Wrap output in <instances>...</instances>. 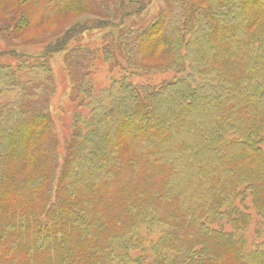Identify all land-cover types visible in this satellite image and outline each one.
I'll return each mask as SVG.
<instances>
[{"label": "trees", "instance_id": "trees-1", "mask_svg": "<svg viewBox=\"0 0 264 264\" xmlns=\"http://www.w3.org/2000/svg\"><path fill=\"white\" fill-rule=\"evenodd\" d=\"M156 1L0 0L11 38L86 15L0 53V264H264V0Z\"/></svg>", "mask_w": 264, "mask_h": 264}, {"label": "rangeland", "instance_id": "rangeland-1", "mask_svg": "<svg viewBox=\"0 0 264 264\" xmlns=\"http://www.w3.org/2000/svg\"><path fill=\"white\" fill-rule=\"evenodd\" d=\"M163 5L162 0H157L149 10V16H154L158 12L160 6ZM86 15L82 13L68 14L63 18L57 19L52 28L43 29H30L20 36L11 38L6 37V33L0 32V53L5 52L8 48H20L22 50H29L30 52H40L42 49L43 41L48 40L56 35L59 31H65L70 27L76 25L85 18ZM145 21L150 19L144 18ZM54 29L53 31H51ZM52 32V33H51ZM96 34V33H95ZM94 35V34H93ZM54 64V82H55V94L53 96L51 107L53 116L55 118V125L57 136L60 143V150H63L65 141L68 140L73 125V113L75 109V103L71 101L70 90L71 84L66 72L58 65ZM103 66V65H102ZM109 73L107 67L100 70L97 74V78H104V82L107 81V74ZM86 114V113H85ZM251 238H255L254 228L249 232ZM264 237V229H263Z\"/></svg>", "mask_w": 264, "mask_h": 264}]
</instances>
